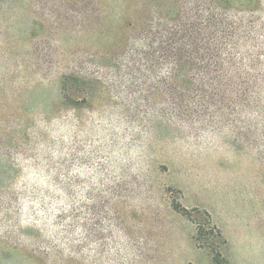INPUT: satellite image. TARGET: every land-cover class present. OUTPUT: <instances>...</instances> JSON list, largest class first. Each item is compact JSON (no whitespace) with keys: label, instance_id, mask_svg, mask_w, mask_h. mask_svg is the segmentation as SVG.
<instances>
[{"label":"rangeland","instance_id":"obj_1","mask_svg":"<svg viewBox=\"0 0 264 264\" xmlns=\"http://www.w3.org/2000/svg\"><path fill=\"white\" fill-rule=\"evenodd\" d=\"M219 4L0 0V264H214L196 224L225 255L215 220L264 221V100L156 59Z\"/></svg>","mask_w":264,"mask_h":264},{"label":"trees","instance_id":"obj_2","mask_svg":"<svg viewBox=\"0 0 264 264\" xmlns=\"http://www.w3.org/2000/svg\"><path fill=\"white\" fill-rule=\"evenodd\" d=\"M219 1L220 28L215 29L212 19L206 21L204 29L207 31L200 36V41L205 46L200 51L192 48L199 41L193 36L184 42L192 51H159L156 59L159 64H172L173 75L175 74L172 93L176 99H183L191 93V97L197 96L202 100L212 99L216 95L225 96L229 90L227 81H233L239 86L237 93L240 95H251L254 99L264 100V0H239L234 9H229V0ZM168 43L177 44L178 41ZM186 79H193L197 83L193 84V89L181 92L180 80ZM178 210L196 223L187 208ZM206 215L210 219V214ZM196 225L198 233L195 238L198 246L210 250L215 264H231L220 248L201 242L202 230L199 224ZM213 229L218 231L216 225ZM223 244H227L226 239Z\"/></svg>","mask_w":264,"mask_h":264},{"label":"crops","instance_id":"obj_3","mask_svg":"<svg viewBox=\"0 0 264 264\" xmlns=\"http://www.w3.org/2000/svg\"><path fill=\"white\" fill-rule=\"evenodd\" d=\"M232 218L236 222L228 224L216 220V223L214 222L227 241L225 255L229 262L231 264H264V221L250 225L248 215L241 214Z\"/></svg>","mask_w":264,"mask_h":264}]
</instances>
